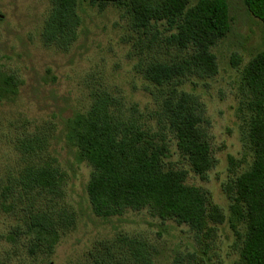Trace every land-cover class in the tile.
Segmentation results:
<instances>
[{
  "label": "rangeland",
  "instance_id": "rangeland-1",
  "mask_svg": "<svg viewBox=\"0 0 264 264\" xmlns=\"http://www.w3.org/2000/svg\"><path fill=\"white\" fill-rule=\"evenodd\" d=\"M226 2L230 29L211 49L216 73L187 75L180 79L184 84L176 82L174 87L181 86L194 98L210 147L214 165L201 179L166 131L162 110L171 93L144 74L150 63L183 59L170 43L166 25L143 29L127 7L99 8L78 0L77 40L63 50L41 39L50 0H0V71L18 81L16 99L0 102V264H83L89 250L114 242L120 246V264H242L244 231L231 227L230 187L252 163L250 95L242 74L248 62L264 51V24L247 12L241 0ZM93 94L107 96L122 121L167 138V165L185 171L187 185L208 192L224 222L196 233L146 210L108 219L93 215L86 195L92 169L76 161L64 129L66 119L85 109ZM34 151L57 160L65 174L57 194H23L18 180ZM38 210H51L54 218H75L74 227L64 233L50 257L35 250L34 237L24 234L25 212Z\"/></svg>",
  "mask_w": 264,
  "mask_h": 264
},
{
  "label": "trees",
  "instance_id": "trees-1",
  "mask_svg": "<svg viewBox=\"0 0 264 264\" xmlns=\"http://www.w3.org/2000/svg\"><path fill=\"white\" fill-rule=\"evenodd\" d=\"M241 1L247 12L264 24V0ZM88 3L99 8L127 7L134 23L143 29L157 25L170 29V43L180 50L183 59L172 64L150 63L144 74L150 83L171 93L162 110L166 131L172 135L176 151L190 170L203 179L214 165L210 147L200 127L194 98L182 91L181 86L174 87L176 82L184 84L180 79L187 75L210 77L216 73L211 49L230 29L226 0H197L194 4L190 0H88ZM80 26L78 0H50L41 39L66 50L76 42ZM242 80L250 95L247 111L252 163L235 177L230 187V220L233 230L241 226L244 231L241 263L264 264V51L244 67ZM17 92L18 81L0 71V102L15 100ZM64 129L76 161L85 162L92 169L86 195L96 217L108 219L129 210H146L161 221L186 225L196 233L224 222L210 194L187 185L186 172L167 165V138L122 121L107 96L93 94L85 109L66 119ZM33 154L20 173L21 191L25 195L32 194L31 191L57 194L65 183L57 160L37 156L35 151ZM53 215L51 210L27 211L22 219L24 234L34 237L32 247L47 257L64 233L75 225L72 215L55 218ZM119 252V243L115 242L94 247L83 264H120ZM133 252L137 262L134 249Z\"/></svg>",
  "mask_w": 264,
  "mask_h": 264
}]
</instances>
